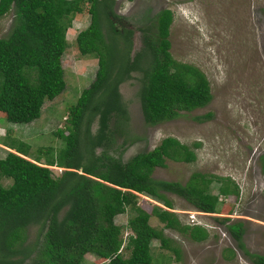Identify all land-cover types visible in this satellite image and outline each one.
<instances>
[{"label":"trees","instance_id":"1","mask_svg":"<svg viewBox=\"0 0 264 264\" xmlns=\"http://www.w3.org/2000/svg\"><path fill=\"white\" fill-rule=\"evenodd\" d=\"M111 4L112 0H0V17H12L0 37V121L29 123L39 116L43 101L63 90L64 34L84 5L88 23L73 42L80 56H91L96 64L92 80L68 109L66 134L55 132L61 147L52 154L44 152L43 163L29 156L25 142L3 141L12 152L0 159V180L8 181L0 184V264H84L85 254L99 264H153L151 241L177 259V247L148 225L149 215L194 242L204 240L205 229L181 224L172 212L157 206L149 214L136 204L137 195L158 198L159 191L171 193L205 214L214 213L219 196L237 195L230 180L216 176L191 175L182 186L151 181V170L162 167L164 160L193 159L191 151L173 138H163L124 162L120 152L107 153L109 120L119 131L127 118L117 86L131 73L138 75L136 95L146 125L202 107L210 98L204 75L168 53L169 10L161 9L134 27L139 47L130 54L132 30L115 27ZM93 120L96 128L89 133ZM49 166L61 168L59 174ZM210 184L214 193L207 190ZM125 212L123 227L129 233L122 239V227L113 218ZM30 226L35 230L28 239ZM225 229L250 264H264V254L243 249L239 221L229 222ZM168 259L159 256L160 263Z\"/></svg>","mask_w":264,"mask_h":264},{"label":"rangeland","instance_id":"2","mask_svg":"<svg viewBox=\"0 0 264 264\" xmlns=\"http://www.w3.org/2000/svg\"><path fill=\"white\" fill-rule=\"evenodd\" d=\"M85 8L86 5L74 14L64 34L66 47L60 57L63 90L43 101L39 116L29 123L0 121V159L5 152H12L3 141L13 139L25 142L29 156H38L39 163H43L45 153H55L61 147L55 132L66 134L68 109L92 80L96 68L95 59L80 56L73 42L76 32L88 23ZM161 9L171 13L166 37L168 53L175 61L194 66L204 75L210 98L202 107L146 125L136 95L138 75L131 73L117 86L127 118L119 131L109 120L107 153L114 156L120 152L124 162L157 146L163 138H173L191 151L193 159L187 163L164 160L162 167L151 170V181L182 186L191 175L216 176L227 178L237 187L235 197L217 198L216 210L211 214L193 210L171 193L159 191L158 198L137 195L136 204L145 212L149 213L152 206L167 209L179 223L198 225L207 233L203 241L194 242L186 234L163 228L149 215L148 225L160 230L178 249L175 259L151 241L152 257L156 259L153 264H250L236 248L225 225L239 221L243 249L264 254V0H112L115 27L132 30L130 54L139 47V34L134 27ZM11 19L10 13L0 17V37L7 33ZM95 128L93 120L89 133ZM94 150L98 152L100 148ZM48 168L54 175L61 170ZM7 183L6 179L0 180L1 185ZM207 190L215 192L212 184ZM126 217L125 212L113 218L114 224L122 227V239L129 233L123 227ZM34 230L35 226L27 229L28 239ZM159 256L169 259L160 263ZM83 260L84 264L100 263L91 254H85Z\"/></svg>","mask_w":264,"mask_h":264}]
</instances>
